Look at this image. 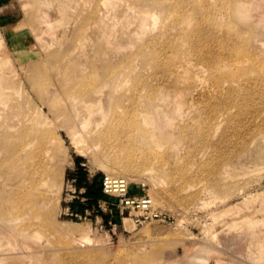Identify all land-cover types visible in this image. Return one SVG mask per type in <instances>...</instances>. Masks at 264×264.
<instances>
[{
	"label": "rangeland",
	"instance_id": "374dc122",
	"mask_svg": "<svg viewBox=\"0 0 264 264\" xmlns=\"http://www.w3.org/2000/svg\"><path fill=\"white\" fill-rule=\"evenodd\" d=\"M151 1L0 0V82L18 110L0 125L50 137L25 161L12 156L17 129L0 130V264H177L201 249L197 264H264V95L245 90L262 86L264 0H236L238 15L232 0ZM240 49L259 68L252 83L202 65ZM128 131L149 159L132 155L124 173ZM81 172L127 178L157 216L97 203L70 216Z\"/></svg>",
	"mask_w": 264,
	"mask_h": 264
},
{
	"label": "bare ground",
	"instance_id": "6f19581e",
	"mask_svg": "<svg viewBox=\"0 0 264 264\" xmlns=\"http://www.w3.org/2000/svg\"><path fill=\"white\" fill-rule=\"evenodd\" d=\"M116 1L117 0H108L109 4L115 3ZM175 1H177V6H178L179 1H181V0H174V2ZM151 3H152L151 0H147L148 5H145V7L148 8L149 4H151ZM105 4L107 5V2ZM236 4H237L236 0H232L228 3L227 7L229 10V13H231L233 15H235V14L238 15L239 13H242V11L245 10L243 7H237ZM193 5L195 6V3H193ZM147 11H149V10H147ZM250 26L247 28L248 31L250 30ZM186 36H184V37H186ZM198 38L199 37H196V40ZM185 40L190 43L191 42V34H188V36ZM184 44H185V42H184ZM204 55H205V53H204ZM204 55H202V57ZM205 58H207V57H205ZM202 65L206 68L211 67V68H214V70H218V73L221 74L222 77L227 78L231 82L237 81V80H240V78H243L246 80V83L247 82L252 83V81L254 79L251 78L250 74H251V72L257 71L259 69L257 67V65L250 63V56L245 55V53L242 49H240L239 52L236 53V57H234L233 60L228 64H223V63H221V61H217L216 63H208V64L202 63ZM208 65H209V67H208ZM176 67L179 68V66H175L174 68H172L171 72H170V76H169L171 79L174 78V81L179 80V75H178L179 73L177 72ZM204 67H203V69H206ZM43 76H46V75L45 74L42 75L40 77V79L44 78ZM222 77H217L215 79L216 86H219L220 83H222V81L220 80ZM256 84H261L262 86H260L258 88L247 87L245 89L246 92L248 94H258L259 92H262V94L264 95V76L260 80H258ZM10 87L11 86L9 83H7V81L0 82V118L2 115L7 114V111L9 110V108L15 113L18 112V110L16 109V106H17L15 104L16 102H13L12 93L9 91H6V89H8ZM242 88L243 87L240 86V88L235 89V91H238ZM229 90L232 91L233 88L229 87ZM23 119L24 118H22V120ZM16 121H17L16 119L12 120V122L8 121L6 119V121L5 122L3 121V123H1L2 125H0V130H4L6 124H9V126L5 129L7 131L12 130V129H17L16 130L17 134H13L15 137V140H16V150H14L12 156H14L15 154H17V156L21 155V159H24L26 161L29 158L36 156V153H37V155L39 153H40V155H42V151H43L42 148L45 146L46 142H48V140L50 138L49 132H47L46 130H43L41 128H38L37 130H35L33 127H28L26 129L23 128L21 130H18V128L26 127V125L21 126L20 123H18V122L16 123ZM75 129H76V127L73 128V131H75ZM128 133H129V131L126 133V136L128 137L127 143H125L124 141L122 142L123 151H124V153H127V156L122 157V155H119V156L116 155L118 162L120 164H122L121 166H123V172L124 173L132 172L138 167L137 166L138 159L135 157H132V155H135V156L140 155L139 157H141V159H142V160H139L141 162L140 166L146 164L148 159H149L148 155L144 154L145 149L148 148L147 145H146V147H147L146 148V147H142L141 145H139L137 143L138 138L136 137L137 138V140H136L135 136L139 137V134H136V135L133 134L134 135L133 136V135H130ZM131 136H133V137H131ZM4 137H5V135H4ZM141 137H142V135H140V138ZM10 143H13L11 135H10ZM32 146H34V149L31 151ZM37 150H39V152ZM79 151L81 152V154L85 153L84 152L85 150H83L82 148H79ZM9 157L10 156H6L5 158L8 159ZM10 159H12V157H10ZM115 176H118V175H115ZM19 200H21L20 201V205H21L20 213H23V211H25V208H27V205L30 202L26 201L23 197H20ZM253 235L254 236L259 235V237H260V235H262V234L260 233V231L257 232V229H253ZM261 244L264 245V243H262V242L260 243V245ZM262 245H261V247H263ZM259 247L260 246H258V248ZM201 250H204V249H201ZM208 250L209 249H207V252H208ZM200 251L198 250L195 252L185 254L186 256H184V258H182V260H180V262H178L177 264H197V261L199 260V258H201L200 253H199ZM204 251L202 252V255H204L203 254ZM247 255L250 258H252L253 260L257 261L256 257H251L250 254H248V253H247ZM191 259H195V261L191 262ZM205 261H206V259H205ZM223 261H224V264H242L240 262H237L236 260L229 261V259H228L227 262L225 260H223ZM201 262L203 264L204 260H202ZM201 262L199 264H201ZM218 263L220 264L223 262L219 261Z\"/></svg>",
	"mask_w": 264,
	"mask_h": 264
},
{
	"label": "built area",
	"instance_id": "2783aa9c",
	"mask_svg": "<svg viewBox=\"0 0 264 264\" xmlns=\"http://www.w3.org/2000/svg\"><path fill=\"white\" fill-rule=\"evenodd\" d=\"M88 180L91 181L92 178L89 176ZM68 181L70 182V187L73 194L77 193V178L72 177L69 178ZM99 182L103 193L109 199L99 200L97 203L98 208L108 210L113 209V206H115L118 210H120L121 215L126 212L138 210L146 218L157 216V211L153 207V199L148 194L133 193L131 191L130 182L125 177L105 173L102 175ZM85 192V187H81L79 189V194H85ZM81 201H86V197H81ZM67 209V214H69L70 216L79 218L84 217L86 219L89 217V215L92 214V212L95 211V209H86L85 213L81 214L73 212L70 206H68ZM137 221L140 220L137 219Z\"/></svg>",
	"mask_w": 264,
	"mask_h": 264
},
{
	"label": "trees",
	"instance_id": "16d2710c",
	"mask_svg": "<svg viewBox=\"0 0 264 264\" xmlns=\"http://www.w3.org/2000/svg\"><path fill=\"white\" fill-rule=\"evenodd\" d=\"M76 177L77 178V186L79 188L85 187L86 192L84 197H86V201L76 200L72 202L69 206L71 210L75 213L84 214L86 209L91 208L93 205L98 203L101 199H109L102 191L99 180L100 177H95L91 181L88 180L84 173H73L71 174L70 178Z\"/></svg>",
	"mask_w": 264,
	"mask_h": 264
}]
</instances>
